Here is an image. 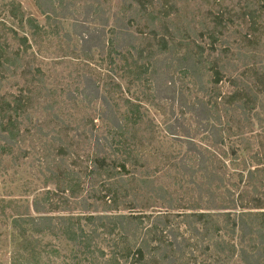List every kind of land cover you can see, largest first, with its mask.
Wrapping results in <instances>:
<instances>
[{
    "label": "trees",
    "instance_id": "trees-1",
    "mask_svg": "<svg viewBox=\"0 0 264 264\" xmlns=\"http://www.w3.org/2000/svg\"><path fill=\"white\" fill-rule=\"evenodd\" d=\"M1 1L0 160L41 152L43 177L0 202L12 264L59 255L48 238L74 264H264V0H34L45 25Z\"/></svg>",
    "mask_w": 264,
    "mask_h": 264
},
{
    "label": "rangeland",
    "instance_id": "rangeland-1",
    "mask_svg": "<svg viewBox=\"0 0 264 264\" xmlns=\"http://www.w3.org/2000/svg\"><path fill=\"white\" fill-rule=\"evenodd\" d=\"M15 1L16 3H19L26 11L27 13L31 14L33 17H35L40 24L45 25L46 18L41 14L39 9L37 8L34 0H5L4 2H10ZM111 1V7L112 11L115 12L119 8V1L118 0H109ZM2 1L0 2V19H7L5 17H8L9 13L7 10H2ZM4 4V3H3ZM71 14H75L74 16H69L68 18L62 20L61 26L63 28V31H67L70 33H73L75 25L78 24V21L80 19V16L78 13L82 16L83 13H86L85 7H83V4H78L76 7H73L71 10ZM68 14H70L68 12ZM109 15V12H108ZM85 17H81V21H83ZM8 25H11L9 21L7 20ZM91 27H94V25H90ZM96 27V26H95ZM53 40H56V37L53 38ZM57 44H54V46L51 48L49 52V57L51 59H57ZM60 59H57L55 61H58ZM53 62L51 60L47 61L46 65L44 66L45 69H47V72L52 68ZM50 73V72H48ZM177 76V75H176ZM62 86L65 90L63 91L62 88L60 90V95L65 94L68 90L75 91L77 88L74 87L75 81L74 77L72 76L71 81L69 79L62 80ZM184 88L182 86L179 87V89ZM227 84L224 83L222 85V90L226 91ZM6 88L3 89L0 88V91H5ZM14 92L17 91L16 88L13 89ZM63 91V92H61ZM186 93V92H185ZM75 97V96H72ZM179 97V96H178ZM179 99V98H178ZM184 99H180L181 101H185ZM187 100V99H186ZM192 100V97H190V101ZM61 107L63 109L61 110L62 118L67 119V115L69 112H72L74 114L72 121L76 118V114L74 111L75 105L78 106L77 98H75V101H67V97L63 96L61 98ZM178 103H175V107L177 108ZM146 108L148 109V112L150 113V116L154 118V121L156 124H159L161 128L164 127V119L166 117V114L162 109H158L156 107H153L152 105L147 104ZM34 115V122L37 120V115ZM78 120V119H77ZM44 134L41 135L38 139L41 143L49 141L54 136V132L52 130V127L45 128ZM257 133L261 131V129L256 126L254 129ZM201 141V137H197V141ZM37 143V142H35ZM36 147H40V144L37 143ZM30 149V148H29ZM40 151V149H39ZM41 152L38 154H35L34 156H30L26 159L21 158L22 161L20 162L21 167H17L18 164H14V162L10 158H4L0 160V202L1 201H13L18 202L19 206L22 207H28L32 204L33 199L37 194L41 192V189L43 187V177L38 176L39 167L41 168V165L39 163ZM19 163V162H18ZM13 206H16L13 205ZM2 208L0 207V210ZM13 209H17L16 207H13ZM10 208L6 210V214L8 217H4L0 214V264H12L13 258L16 256V246L14 245L13 237H12V228H11V214L13 213ZM44 242L49 243L50 247L52 248L55 246V248L59 249V255H48L43 254L41 258V264H74L76 261L71 260L70 256V247H66V244L63 242H59L56 239L48 238L45 239ZM51 250V249H48Z\"/></svg>",
    "mask_w": 264,
    "mask_h": 264
}]
</instances>
